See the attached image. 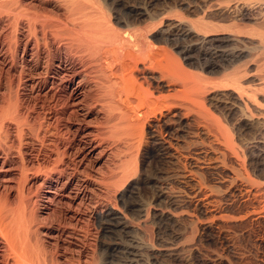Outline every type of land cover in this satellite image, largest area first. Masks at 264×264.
Instances as JSON below:
<instances>
[{
  "label": "bare ground",
  "instance_id": "obj_1",
  "mask_svg": "<svg viewBox=\"0 0 264 264\" xmlns=\"http://www.w3.org/2000/svg\"><path fill=\"white\" fill-rule=\"evenodd\" d=\"M119 3L0 0V74L5 75L0 78V180L16 179L19 194L14 206L0 198V264H67L73 259L55 257L67 250L59 242L76 245L78 237H86L80 223L88 216L102 235L92 264H107L122 246L133 262H149L159 250L144 230L156 215L154 200L164 192L132 204L134 188L142 182L204 179L205 164L223 179L213 181L214 187L228 184L224 196L244 200L255 216L262 212L264 57L257 51L264 48V7L205 0L194 8L202 13L197 21L179 17L180 12L174 22L164 13L155 15L152 1L141 7ZM230 8L245 21V37L213 22L211 11ZM172 36L186 40L172 45L177 57L165 47L155 49ZM209 44L230 48L220 53L225 68L203 53ZM195 53L210 56L204 67L193 64ZM242 60L245 71L237 66ZM215 69L221 77H211L218 82L206 97V80L213 82L203 71ZM157 161L178 170L153 174L148 169ZM41 175L43 221L28 209L25 190L31 176ZM63 210L76 225L67 222ZM221 211L212 213L223 219ZM41 223L58 235L57 253L41 238L36 228ZM202 230L212 232L213 226ZM112 233L124 240L104 241Z\"/></svg>",
  "mask_w": 264,
  "mask_h": 264
},
{
  "label": "rangeland",
  "instance_id": "obj_2",
  "mask_svg": "<svg viewBox=\"0 0 264 264\" xmlns=\"http://www.w3.org/2000/svg\"><path fill=\"white\" fill-rule=\"evenodd\" d=\"M116 1L118 3L120 2L119 4L121 6L122 4L126 6H139L140 5L139 7L143 6L142 4L152 1L153 3L150 9L153 10L155 15L164 13L166 17H169L172 21H174L175 19H177L176 17H178V13L180 14L181 12L182 14L179 17L183 18L184 16L187 21L192 20L193 22L197 21L199 19L198 18L199 16L202 17V13L198 11V9L196 10L194 9L195 6L196 8H198L200 7L199 5H202L205 2V0H116ZM218 1L220 3L223 2V4H226L227 6H232L234 5L233 3L235 2H245L246 1L247 3L250 2L249 4L255 5L256 7L258 5H260L261 7H264V4H263L264 1L261 2L260 0L259 1L258 0H245V1L244 0H238V1L218 0ZM256 2H258V4ZM188 5H191V8H192L190 12H187V10H185V8H188ZM175 7L177 8L175 9ZM176 10L177 11L180 10V11L177 12ZM121 11H119V13H121ZM213 11H211L212 16H213L212 20H214L213 22L219 23L218 25L221 24L220 27L223 26L222 29H225V28L227 30L231 29L232 31L239 33L241 35V36L238 35L239 37H245L247 35L246 33L247 29L245 30L244 28L245 21L237 20L238 18L237 10H235L234 8L232 10V8H230L225 13H221L218 10H213ZM179 19L175 20L174 22L179 21ZM172 34L175 35L174 29H173ZM176 40L178 41V43L180 42V44L182 45L186 43L185 42L186 40L184 39L178 40V38L175 39V37L172 36L170 38L169 44L159 41L156 43L157 47L155 46V49L157 50L158 48L159 50L162 48L165 50L166 48L165 50L166 53L171 52L175 57H177L176 56L177 51L172 48V45L174 44ZM256 41L258 42V43L256 42V45L258 46L260 43L258 40ZM188 44L190 45L192 43L190 42ZM203 49H204L203 53L207 52L208 54L212 55V59L214 63H216L222 68H225V63L224 61H222L220 57V53L222 51L230 49L229 47H222V46L215 45V44L213 45L209 44V45L203 46ZM164 50H162V52ZM263 50L264 48L262 50L260 48L259 51H257L258 54L263 52V54L259 56L264 57ZM203 53H195L193 55L194 59L198 60V61H194L193 63L194 65H198L199 67L200 66L204 67L207 60H210V56L204 57L205 55H203ZM240 62L237 63V66L238 65H239L238 67L241 66L242 70L241 69L239 70L245 71L244 69L245 67H243L244 65L243 63H245L244 60ZM237 66L235 64V67L232 66L226 72L221 71L222 75L224 72L226 74L228 73V71H232ZM216 70L217 69H215L211 73H208L210 71H203V73H205L203 75L204 76L208 75L207 76L208 79H210L211 77L217 79V76L219 75L218 77H221V74L220 73L215 74V72L219 71V70L217 71ZM201 72L202 71H200L199 69V72H196V73L199 74ZM200 75H202V73ZM4 76H5L4 74L2 76L0 74L1 79H3ZM212 78H211V81H212ZM216 79H213V81L215 80L214 81L215 84L218 82V81L216 82ZM209 81L206 80V82L209 83L212 88L210 87L209 84L206 85L207 90H209L208 93L206 90V86L203 84L205 86L204 94L207 93V95L205 94L206 97H209V95L213 92V89H214L213 87L215 86L213 81L212 82L214 85L211 84ZM0 89H2V87H0ZM0 100H1V97H0ZM224 100L226 101L227 99L224 98ZM237 118H235V120L232 121V127L237 126V122L240 119V118L239 119ZM261 142L264 143V141H261ZM47 163L50 164L52 163V161L45 162V165H48ZM177 168L178 167L174 165L173 163L166 162V161L164 162L157 161L153 163V165L151 166V168L148 169V171H151L153 174L162 173L165 175V174H172L176 172L178 170ZM201 170L206 175V177L201 180L199 179L198 181H195V182H187V183L186 182H180V183L170 182L169 183V181H161L159 184L155 186H153V184L151 183L149 184V183H143V182L137 185L138 187H136V189L134 188L133 194L131 197L132 204H143L144 202L148 203L150 200L154 198L155 193L158 192V190L163 189L162 191L164 192V196L162 197V199L154 200V205L155 204L156 205L153 208L155 209L154 213H156V215L155 217H150V220L146 224L145 230H144L146 237L150 238L153 241L156 240V244H157L156 248L159 251H157V253L153 254L150 257V259L148 260L149 262H147V260L145 262L144 261L143 262L142 261L133 262L134 261L133 257L128 254L126 249H122L123 248L122 246L116 253H114L112 258L109 259V257H107L108 259L106 260V263L108 264V262L109 263L111 262L113 264L115 263L116 264H221V263L222 264H264V244L259 243L260 240H264V220H260V218L257 219V217H261L262 215L263 216L261 219H264V192L262 193V196L260 197V200H261L260 202H262L261 206L263 207L262 212L260 216L259 214L258 216L257 215L255 216V214L253 215L252 212L251 213L249 212L251 211L250 207H245L244 200L242 199L233 200V198L231 197L224 196V193L227 190L228 184L222 183L223 179H221L219 176L216 175L215 173L216 170L212 167V165L205 164L201 166ZM35 177L36 176H31L30 183L26 185L25 190H26V194L28 195L26 202L28 203V209L34 210V213L36 212L35 213L36 216H38L39 219L43 221V219L41 218V213H39L40 212L39 204H41L42 201L46 199L44 198L45 195H42L41 193L42 191L40 188V183L44 179V176L41 175L39 178H35ZM218 179L222 180V182L220 183L218 182L217 184L218 186L214 187L212 185L214 183L213 181L216 182ZM17 184L18 183L16 179L15 180L11 179V180H8L7 182L0 180V198L3 202H6L7 204L11 206H14L16 205V203H18L19 194L17 191L18 190ZM116 198L117 196L113 195L112 193V199L116 201L118 204V200ZM120 204L121 202L119 201V205ZM120 206H122V204ZM201 206L206 212L204 211L202 213L200 211ZM214 210H222L221 216H223L224 220L222 218L219 219V217H216L212 213ZM63 211L66 214L67 222L70 221L72 225L73 224L76 225V222L70 218L71 214H69L67 210H63ZM248 212H249V217L247 214ZM255 218L258 221H262V222L260 224H257L258 222L256 221ZM82 221L83 222L80 223L82 224L80 225L81 230L82 231L84 230L87 233V236L85 235L86 237H83V238L78 237L79 239L74 241L75 243L78 242L76 245L74 244V245L66 246L62 242H59L61 243V249H64L65 247L67 248V250H65L66 254L64 253V251L62 252L63 255L62 254L59 255L61 251L57 253V250H56L57 249L56 242H58V239H57L58 235L55 232H51V234H49L48 232L50 231H48V229L45 228V224L43 225V223H41V225L40 224L36 225V228H38V231L41 233V238H43V240L45 238V241L51 244L50 248L56 251L57 254H55V257L57 258L59 262H63L64 260L63 256H68L70 259H73V260H71L67 264H78V263L79 264H92L93 263L96 253L99 252V250L97 249H99V242L101 240L100 237H102V235L100 236V232L97 229L98 226L97 224L94 223L91 217L89 216L84 217ZM207 225L213 226L212 232H207L206 230L204 231L202 230V229H205ZM78 233L80 234L82 233L83 235L85 234L84 232H80V231ZM96 234H97V237H96ZM120 236L122 240H124V237H122V234H118V233L108 234L107 236L105 235L104 239L106 240L104 239L103 240L106 241L107 243L108 242L109 243L120 242L122 241L120 240L121 239ZM221 236L226 237L227 240L225 241L224 239L221 238ZM97 238L98 240H96ZM79 240H81V242ZM68 247L69 248L71 247V248L69 249ZM158 247H160L162 250L159 249ZM78 260L80 262H78Z\"/></svg>",
  "mask_w": 264,
  "mask_h": 264
}]
</instances>
